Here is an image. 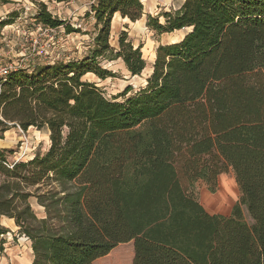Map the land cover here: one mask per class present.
<instances>
[{"label":"trees","instance_id":"trees-1","mask_svg":"<svg viewBox=\"0 0 264 264\" xmlns=\"http://www.w3.org/2000/svg\"><path fill=\"white\" fill-rule=\"evenodd\" d=\"M89 1L93 47L84 57L0 78V131L8 123L35 127L49 140L27 160L9 162L0 148V217L30 239V264H93L130 240L132 264H264V0H183L174 11L146 15L158 33L187 31L156 47L144 86L127 95V85L112 98L82 76H113L101 58L142 72V45L121 31L114 47L109 35L115 13L135 21L143 4ZM32 16L80 31L42 3ZM227 167L239 199L229 215L211 214L192 183L214 191ZM108 257L106 264L119 260Z\"/></svg>","mask_w":264,"mask_h":264},{"label":"rangeland","instance_id":"rangeland-1","mask_svg":"<svg viewBox=\"0 0 264 264\" xmlns=\"http://www.w3.org/2000/svg\"><path fill=\"white\" fill-rule=\"evenodd\" d=\"M141 2L144 13L141 18L135 21L123 19L118 13L113 15L109 41L111 46L116 47L119 33L125 31L127 38L132 41L134 46L141 44V52L146 61L142 72L130 75L120 58L114 60L101 58L98 60V65L111 71L113 76L103 79L93 73H86L82 76L83 80L95 83L107 98H112L127 85L132 87L127 95L144 86L146 78L152 71L151 65L155 58L156 47L180 39L187 31L184 28L158 33L146 25V15L155 16L163 11H174L180 7L183 0H141ZM41 3L53 17L63 19L72 27L79 28L80 31L66 33L63 25L53 27L52 32L46 31L44 30L46 25L28 14L27 18L18 20L15 25L6 26L0 30V66L12 64L27 67L52 59L65 61L81 59L93 47L91 34L93 33L94 20L90 16H85V13L89 11V0H39V2H34L35 11L39 10ZM7 21L13 22V19ZM160 21H163V17H160ZM117 100L120 101L122 98L118 97ZM8 124V129L0 131V148H5L4 155L7 161L27 160L34 154L44 153L48 148L49 140L46 130H38L35 127L22 130L16 125ZM222 179L224 181L222 190H220ZM192 186L197 192L199 202L202 205H207L208 208L212 207L213 210H219L213 206L229 204L232 200L235 204L240 196V190L230 167L218 175L216 190H209L200 180L193 182ZM204 190L211 197L206 202L200 200V191ZM218 190H220V196L217 195ZM29 201L37 217H43L45 215L44 207L39 205L35 198H30ZM241 208L244 220L248 225H251L252 219L249 217L246 207L242 205ZM0 224L8 229L3 234L0 233V264H30L33 258L30 239L17 232V226L13 219L2 216ZM110 255L119 257L116 264H132L133 240L117 243L106 255L95 259L93 264H106Z\"/></svg>","mask_w":264,"mask_h":264},{"label":"crops","instance_id":"crops-1","mask_svg":"<svg viewBox=\"0 0 264 264\" xmlns=\"http://www.w3.org/2000/svg\"><path fill=\"white\" fill-rule=\"evenodd\" d=\"M34 2H39V0H6V2H0V20L5 18L10 12L17 11L15 16H14L13 22H11L9 24H5L4 26H0L1 27L0 30L2 28H5L6 26L15 25V23H17L18 20L27 18L28 14H29V16H32L33 12H35ZM56 3H58V2H56ZM53 60H55V59H53ZM223 181H224V179H222V182H221L222 185H221L220 190H222ZM220 190H218V192H217L218 194L216 193L219 196L221 195L219 193ZM209 195L210 194L208 192H206L205 190L200 191V200H205V202H206V200H210L211 197ZM225 204H223V205L219 204L217 206H213L214 208L215 207L219 208V210H213L212 207L208 208L207 205H203V206H206L205 207L206 210L211 214L229 215L231 208L234 205L233 200L229 204L228 203H225ZM208 206H210V205H208ZM220 208L223 210H221ZM9 219H11V218H9Z\"/></svg>","mask_w":264,"mask_h":264},{"label":"built area","instance_id":"built-area-1","mask_svg":"<svg viewBox=\"0 0 264 264\" xmlns=\"http://www.w3.org/2000/svg\"><path fill=\"white\" fill-rule=\"evenodd\" d=\"M39 29H41V27H39ZM44 30L51 31L52 32L54 30V28L53 27L46 26L44 28ZM48 61H51L52 62L53 59L52 60H48ZM19 67L20 66H15V65H12V64L0 66V78H4L5 76L8 75V73L10 71L15 70V69H17Z\"/></svg>","mask_w":264,"mask_h":264},{"label":"bare ground","instance_id":"bare-ground-1","mask_svg":"<svg viewBox=\"0 0 264 264\" xmlns=\"http://www.w3.org/2000/svg\"><path fill=\"white\" fill-rule=\"evenodd\" d=\"M117 14V13H116ZM123 19H127L126 17L125 18H123Z\"/></svg>","mask_w":264,"mask_h":264}]
</instances>
